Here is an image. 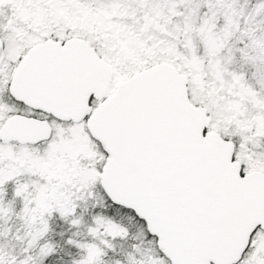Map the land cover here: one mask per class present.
Here are the masks:
<instances>
[{"label":"snow or ice","instance_id":"1","mask_svg":"<svg viewBox=\"0 0 264 264\" xmlns=\"http://www.w3.org/2000/svg\"><path fill=\"white\" fill-rule=\"evenodd\" d=\"M0 264H264V0H0Z\"/></svg>","mask_w":264,"mask_h":264}]
</instances>
